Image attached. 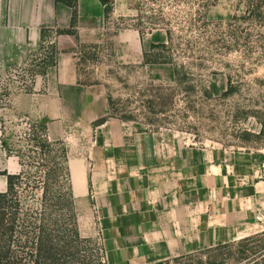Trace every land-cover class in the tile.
<instances>
[{
	"label": "crops",
	"instance_id": "obj_1",
	"mask_svg": "<svg viewBox=\"0 0 264 264\" xmlns=\"http://www.w3.org/2000/svg\"><path fill=\"white\" fill-rule=\"evenodd\" d=\"M78 16L77 36L53 40L57 66L35 79L31 93L12 94L3 110L46 123L48 138L66 144L77 211H88L107 264H157L263 232L264 180L255 165L224 149L163 145L154 134L137 133L109 117L98 90L79 83L73 50L103 43L107 19L101 0H78ZM72 18L56 0H0V73L26 65L41 52L42 31L69 29ZM114 39L128 41V59L146 48L135 30ZM3 116L0 194L8 188L3 173L23 169L3 146Z\"/></svg>",
	"mask_w": 264,
	"mask_h": 264
},
{
	"label": "rangeland",
	"instance_id": "obj_2",
	"mask_svg": "<svg viewBox=\"0 0 264 264\" xmlns=\"http://www.w3.org/2000/svg\"><path fill=\"white\" fill-rule=\"evenodd\" d=\"M148 1L119 0L120 13L109 15L103 43L76 48L79 83L98 90L108 103L109 117L133 131L154 134L163 145L227 150L240 161L255 165L257 180H264V20L246 14L248 0H210L212 6L204 20H199L205 5L200 0ZM162 9L173 42L168 51L151 52V45L167 43L166 31L149 32L151 20H146L155 15L159 18ZM139 15L144 18L140 27L145 34L140 36L146 39V48L143 55L135 50L128 59L123 46L128 41L117 45L114 36L135 30L140 25ZM54 39L55 35L49 34L45 46ZM145 53L159 64H145ZM31 60L0 73L3 146L11 156L23 157L26 176L20 190L24 207L36 204L40 193L34 189L35 182L44 174L33 162L39 157L38 149L26 135L31 134L35 122L3 109H9L12 94L31 86ZM176 69L180 70L178 81ZM229 77L235 91L227 94ZM87 213L78 212L81 236L90 240L82 245L81 254L93 264H107L98 229ZM157 264L186 263L173 258Z\"/></svg>",
	"mask_w": 264,
	"mask_h": 264
},
{
	"label": "trees",
	"instance_id": "obj_3",
	"mask_svg": "<svg viewBox=\"0 0 264 264\" xmlns=\"http://www.w3.org/2000/svg\"><path fill=\"white\" fill-rule=\"evenodd\" d=\"M56 1L73 10L71 27L42 31L43 46L41 52L32 57L30 61L34 68L31 70V86L25 89L26 93L32 92V86L38 76L45 77L48 69L57 66L59 50L53 41L49 47L45 46L47 36L49 34H54L55 37L77 36L78 0ZM158 1L161 0H149L148 2L155 4ZM200 1L205 5L202 6L203 14L199 11V20H204L206 10L212 5L210 0ZM101 2L105 6V15L108 19L113 12L114 0L109 5L105 0H101ZM246 4V14L251 19L264 20V0H248ZM159 12V18L157 15L146 18V20H151L148 29L149 32L164 29L167 43L151 45V52L156 49L168 51L170 50L169 45L173 42L170 24L162 16L164 15L163 9ZM143 20L144 18L139 15L140 25L135 28L141 36L145 34L140 27L143 25ZM80 45L82 44H79L78 47ZM73 52L76 53V50ZM149 55L148 53L144 54L145 64H159V62L150 61ZM171 63L170 61L166 62V64ZM175 77L178 81L179 69L175 70ZM228 83L227 94H230L235 91L230 77ZM4 96L9 98L10 94L5 93ZM106 121L107 118H102L94 125L100 126ZM30 131L31 134L26 135L35 143L39 156L33 158L36 160L33 162H37L35 164L39 166L36 167L44 173L39 177L41 181L36 180L34 186V189L40 193V197L36 200L35 205L24 207L20 189L26 174L23 172L18 175L3 173L7 176L8 188L6 192L0 194V264H75L76 262L77 264H93L81 254L82 245L90 243V240L83 238L80 233L67 146L63 141H51L48 138L46 123H34L31 125ZM17 157L24 168L22 155ZM40 161L43 164H40ZM175 262H185L186 264H264V231L236 242L175 258Z\"/></svg>",
	"mask_w": 264,
	"mask_h": 264
},
{
	"label": "water",
	"instance_id": "obj_4",
	"mask_svg": "<svg viewBox=\"0 0 264 264\" xmlns=\"http://www.w3.org/2000/svg\"><path fill=\"white\" fill-rule=\"evenodd\" d=\"M106 4H111L112 1L111 0H105Z\"/></svg>",
	"mask_w": 264,
	"mask_h": 264
}]
</instances>
